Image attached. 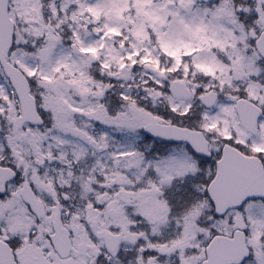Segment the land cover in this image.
Listing matches in <instances>:
<instances>
[{
  "label": "snow or ice",
  "instance_id": "snow-or-ice-1",
  "mask_svg": "<svg viewBox=\"0 0 264 264\" xmlns=\"http://www.w3.org/2000/svg\"><path fill=\"white\" fill-rule=\"evenodd\" d=\"M0 264H264V0H0Z\"/></svg>",
  "mask_w": 264,
  "mask_h": 264
}]
</instances>
